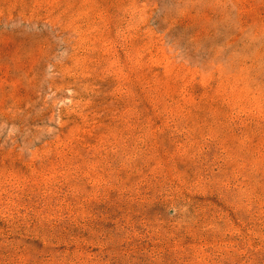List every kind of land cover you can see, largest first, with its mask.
Returning a JSON list of instances; mask_svg holds the SVG:
<instances>
[{"label":"rangeland","instance_id":"1","mask_svg":"<svg viewBox=\"0 0 264 264\" xmlns=\"http://www.w3.org/2000/svg\"><path fill=\"white\" fill-rule=\"evenodd\" d=\"M0 264H264V0H0Z\"/></svg>","mask_w":264,"mask_h":264}]
</instances>
